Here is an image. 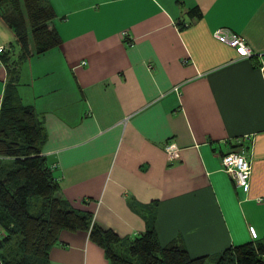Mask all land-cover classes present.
<instances>
[{
    "label": "crops",
    "instance_id": "crops-1",
    "mask_svg": "<svg viewBox=\"0 0 264 264\" xmlns=\"http://www.w3.org/2000/svg\"><path fill=\"white\" fill-rule=\"evenodd\" d=\"M44 1L61 43L22 60L17 91L41 119L58 195L123 240L153 223L161 244L192 257L262 239L264 0ZM0 47L1 104L4 58L19 53L1 10ZM238 145L251 164L246 187L221 166ZM49 259L112 264L85 230L62 229Z\"/></svg>",
    "mask_w": 264,
    "mask_h": 264
},
{
    "label": "trees",
    "instance_id": "trees-1",
    "mask_svg": "<svg viewBox=\"0 0 264 264\" xmlns=\"http://www.w3.org/2000/svg\"><path fill=\"white\" fill-rule=\"evenodd\" d=\"M4 20L13 28L19 53L4 58L8 80L0 104V264H51L50 248L59 232L85 230L112 264H264V237L230 245L219 253L192 257L184 246L161 244L153 223L132 239L93 221V213L75 209L58 195L53 167L41 154L45 132L31 105L17 91L20 63L32 54L58 46L61 37L49 27L55 12L44 0H0ZM29 33L34 44L29 49ZM32 205L37 214L30 210Z\"/></svg>",
    "mask_w": 264,
    "mask_h": 264
},
{
    "label": "built area",
    "instance_id": "built-area-1",
    "mask_svg": "<svg viewBox=\"0 0 264 264\" xmlns=\"http://www.w3.org/2000/svg\"><path fill=\"white\" fill-rule=\"evenodd\" d=\"M214 37L219 41L227 43L230 46L239 47L244 50L246 56L251 55V51L245 44L242 37L237 35L226 28H217L214 31ZM5 50L4 47H0V52ZM264 70V63L261 65ZM233 149L228 153L221 156V166L225 172L230 175L235 184L239 187H246L249 183V178L251 174V164L243 147ZM165 152L169 160H176L180 156V150L175 143H167L164 147ZM262 200L258 198L257 201Z\"/></svg>",
    "mask_w": 264,
    "mask_h": 264
},
{
    "label": "rangeland",
    "instance_id": "rangeland-1",
    "mask_svg": "<svg viewBox=\"0 0 264 264\" xmlns=\"http://www.w3.org/2000/svg\"><path fill=\"white\" fill-rule=\"evenodd\" d=\"M37 202L38 204H40V199L39 198H37V197H34V198H32L31 199V203H30V210H31V212H33L34 214H37L36 212V210H37V208H35V206L34 205H32L33 204V202Z\"/></svg>",
    "mask_w": 264,
    "mask_h": 264
},
{
    "label": "snow or ice",
    "instance_id": "snow-or-ice-1",
    "mask_svg": "<svg viewBox=\"0 0 264 264\" xmlns=\"http://www.w3.org/2000/svg\"><path fill=\"white\" fill-rule=\"evenodd\" d=\"M243 51H244V50H243V49H241V52H242V53H243Z\"/></svg>",
    "mask_w": 264,
    "mask_h": 264
}]
</instances>
